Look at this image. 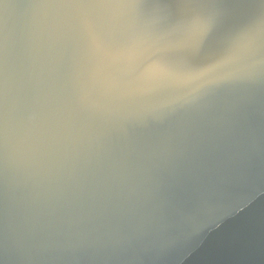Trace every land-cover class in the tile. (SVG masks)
<instances>
[{"label": "water", "instance_id": "water-1", "mask_svg": "<svg viewBox=\"0 0 264 264\" xmlns=\"http://www.w3.org/2000/svg\"><path fill=\"white\" fill-rule=\"evenodd\" d=\"M0 264H264V0H0Z\"/></svg>", "mask_w": 264, "mask_h": 264}]
</instances>
